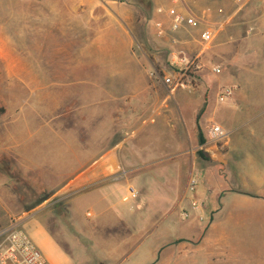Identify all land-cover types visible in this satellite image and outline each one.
<instances>
[{
    "label": "rangeland",
    "instance_id": "obj_1",
    "mask_svg": "<svg viewBox=\"0 0 264 264\" xmlns=\"http://www.w3.org/2000/svg\"><path fill=\"white\" fill-rule=\"evenodd\" d=\"M149 6L146 0H0V53L5 55L0 58V140L22 161L14 167L10 158L1 160L13 180L9 186L17 194L18 209L22 208L14 221L42 250L49 238L50 245L77 264L79 257L72 259L69 250L94 242L82 235L80 222L92 219L86 213H96V202L86 201L96 199L105 178L94 171L90 173L93 184L83 185L80 168L85 163L109 159L120 166L109 178L118 175L120 184L133 176L140 180L135 185L125 183L124 190L136 196L137 211L162 209L168 175L175 177L172 185L178 197L183 196V184L187 190L192 175L128 169L129 163L142 164L148 158L143 145H149V140L140 137L135 143L142 148L129 151L125 139L138 130L148 132L147 118L172 95L161 83L152 92L128 93L124 90L127 74L115 73L119 61L128 71L127 57L133 54L143 68L130 82L150 86L155 83L149 77L152 70L165 73L147 61L158 48ZM211 100L217 112L222 104L217 103L216 93ZM216 122L212 116L202 125L205 142L199 151L206 158L196 156L199 169L192 176L198 186L193 195H186L199 206L195 210L186 200L176 209L183 218L195 213L203 224L215 206L223 205L216 195L228 190L225 176L238 175L206 151L213 145L208 131ZM162 152V148L152 149V162L166 163Z\"/></svg>",
    "mask_w": 264,
    "mask_h": 264
},
{
    "label": "crops",
    "instance_id": "obj_2",
    "mask_svg": "<svg viewBox=\"0 0 264 264\" xmlns=\"http://www.w3.org/2000/svg\"><path fill=\"white\" fill-rule=\"evenodd\" d=\"M146 1L152 11L149 23L158 46L152 60L147 58L148 65L153 68L155 64L166 73L175 59L172 54L184 52L198 56L203 69L194 89L174 91L170 99L159 102L158 114L153 110L147 118L151 123L148 132L129 133L125 139L129 151L142 148L135 143L140 137L149 140V145H143L148 158L142 164L129 163V171H183L193 175L199 169L197 152L203 149L198 143L199 132L213 116L217 125L229 133V140L226 145L213 144L206 151L219 158L225 170L233 169L238 175L225 176L228 190L215 194L223 205L215 206L216 200L212 199L215 210L203 224L195 213L183 218L176 211L192 198H187L185 184L183 196L176 195L172 185L175 177H166L168 193L160 211H137L136 196L130 197L131 193L124 190L125 183L135 185L140 180L133 176L120 184L118 175L109 178V173L120 169L109 159L90 166L85 163L80 168L83 185L93 184L90 173L94 171H101L105 178L96 199L86 201L96 202V213H86L92 219L80 222L82 235L94 242L71 247V257H79L78 264H264V0ZM158 8H174L188 22L173 32L169 17L157 14ZM153 21H160L163 30L155 29ZM205 31H211L213 38L203 46L200 36ZM4 56L0 53V58ZM133 56L127 57V72L125 63L119 61L115 73L127 74L129 81L124 90L128 93L152 92L157 83L149 86L130 82L143 68ZM214 67L220 68V74L211 72ZM225 87L233 88V96L219 103L218 95ZM215 93L217 103L222 104L217 112L211 100ZM151 140L158 143L151 145ZM156 148H162L166 163L152 162L155 154L151 151ZM3 157L10 158L14 167L21 161L17 151L5 148L0 140V231L18 220V211L22 212L17 206V194L9 186L13 180L3 170ZM118 194L120 197L116 198ZM50 243L49 238L45 239L43 250L36 244L50 264H77Z\"/></svg>",
    "mask_w": 264,
    "mask_h": 264
},
{
    "label": "built area",
    "instance_id": "obj_3",
    "mask_svg": "<svg viewBox=\"0 0 264 264\" xmlns=\"http://www.w3.org/2000/svg\"><path fill=\"white\" fill-rule=\"evenodd\" d=\"M156 13L159 15L166 14L170 21V30L175 32L180 29L186 22L187 18L178 13L176 9L158 8ZM153 27L158 31L163 30V24L160 21H153ZM213 38L211 31H205L201 34L200 40L203 46L208 45ZM173 59L169 65L168 73H159L152 70L149 77L155 83H161L171 92L182 90L190 91L194 89L197 83V76L201 73L203 66L199 62V57L196 55H187L184 52H175L172 54ZM211 72L215 75L220 74L219 67H214ZM233 96V88L225 87L218 95V102L225 103ZM208 138L214 145H226L229 140V133L220 125L212 124L208 131ZM198 181L194 176H191L187 192L194 194ZM131 195L134 194L131 192ZM191 205L196 210L199 206L196 200L191 199ZM187 216L186 214L184 215ZM188 217V216H187ZM0 264H50L43 256L39 247L31 238L30 234L19 226L17 221H12L8 228L0 231Z\"/></svg>",
    "mask_w": 264,
    "mask_h": 264
},
{
    "label": "trees",
    "instance_id": "obj_4",
    "mask_svg": "<svg viewBox=\"0 0 264 264\" xmlns=\"http://www.w3.org/2000/svg\"><path fill=\"white\" fill-rule=\"evenodd\" d=\"M204 142H205V141H204V139H203V136H202L201 132H199V136H198V143H199V145L202 146V145L204 144ZM197 155H198L200 158H202V159L206 158L205 153L202 152V151H198Z\"/></svg>",
    "mask_w": 264,
    "mask_h": 264
}]
</instances>
